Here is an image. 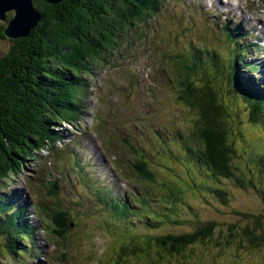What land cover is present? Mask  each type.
I'll return each mask as SVG.
<instances>
[{
	"label": "rangeland",
	"instance_id": "374dc122",
	"mask_svg": "<svg viewBox=\"0 0 264 264\" xmlns=\"http://www.w3.org/2000/svg\"><path fill=\"white\" fill-rule=\"evenodd\" d=\"M161 2L165 3L158 15L152 18L150 24L141 31L143 32L142 37L147 38L146 40L135 41L131 47L128 46L127 51L117 49L110 66L104 64L96 66L95 77L89 79L87 96L83 99L88 110L85 109L78 126L64 125L60 128L64 137L62 142L55 146L58 156L54 161L60 164L63 173L67 165L76 164L83 170L75 172L69 183L72 187L76 182L80 189L72 188L66 191L65 195L72 196L74 192L84 193L85 199L82 202L87 206L83 210H87V214L78 219V225L72 226L66 242L68 250L64 243L58 242L55 238L52 240L58 252L43 248L44 256L52 253L57 259L52 264H106L111 258L109 257L112 251L111 243H116L115 251H118L120 242L127 240L130 236L128 233L133 230L184 233L192 231L204 221H214L217 225L212 242L202 247L203 251H207L209 247V251L206 252L207 257L202 256L200 260H188L186 264H264V246H250L246 238L239 233L247 222L244 213L261 216L264 220V202L259 191L250 183L252 180L259 187L263 185L262 178V182L259 181L250 169L256 166V158L264 154V122L251 121L249 108L244 98L231 96L230 91H227L228 86L224 85L220 94L231 114L230 118H227L231 133L228 139L236 150V155L231 159V165L235 168V174L244 181L239 182L235 176L216 177L209 173L206 164L194 163L186 150V145H193L196 149L202 148L201 141L194 135L197 113L177 99L176 88L174 82L171 81V76L163 73L164 69L168 72L167 67H163V62L168 60L174 69L177 55L182 51L194 53L195 48H202L208 49L210 51L208 54H211L217 50L223 59L226 44L218 35H226V33L222 26L219 28V25L233 16L230 14L228 18L223 16L226 7L220 3V0H161ZM182 8L187 9L189 20L183 23L177 17L186 15ZM239 10L234 6L232 11ZM6 13L5 21L0 19V30L1 26L7 27L8 21L14 14V9ZM213 17H222V21L205 28L203 24ZM234 25L240 30H249L253 33V38L250 39L247 36L246 40L253 41L257 36L264 42V30L246 27L245 21L237 18H235ZM147 30H150L149 38ZM152 33L155 38L150 41ZM9 39V37L4 39L0 35V55L10 49ZM122 46L119 45L118 48ZM254 51L256 54L252 55L251 59L256 60L260 48L256 45ZM117 53L123 55V57L119 56V61L116 60ZM146 64H153L152 68L148 69ZM239 69L244 73L241 67ZM147 70L155 78L154 86L145 84ZM169 70L172 75L173 70L171 68ZM131 71L136 76L138 91L127 98L118 97L119 101L113 102L111 98L115 94L114 90L125 83V76ZM258 75L262 76L260 73ZM245 78H249L253 86L256 84V74L248 73ZM99 87L101 91L94 95V89ZM116 107L123 110V118H116L117 116L112 114ZM103 119L106 121V129L100 128L97 124ZM90 128H95L99 132L98 137L101 139V144L97 150L94 139L92 140L89 135ZM55 129L59 128L55 127ZM107 135L110 136L109 139ZM104 138L107 139L109 150L117 152L116 161L109 162L104 159ZM126 140L129 143L126 144ZM72 144L75 145L71 146ZM46 154L47 151L37 156L36 153L30 155L26 158L25 168L18 175L12 176L11 180L2 178L0 182L5 186L1 184V193L9 192L7 195L11 194V197L14 196V192L15 195L23 193L24 190L31 188V181L37 180L38 176L42 177L44 183L47 174H42L41 168L44 166L43 157ZM142 157L144 162H148L149 169L154 172L159 182H164V186L160 187V184L155 181L142 180L131 174L133 162ZM77 158L79 160L76 161ZM127 158L131 161H127ZM81 161L87 165L84 166ZM64 163H66L65 166H63ZM255 170H259L258 166ZM68 172H70L69 168ZM82 179H85L84 183ZM130 186L138 191L141 187L139 191L141 196L136 194L130 196ZM211 188H221L226 191V194L215 193ZM98 189L109 192L112 199L127 195L133 202L139 204H141V199L148 197L147 205L134 211V218L142 219L147 214L155 216L159 212L162 223L157 224L154 218H147L145 220L148 226L146 221L140 222L134 219V222L128 225L130 230L115 231L116 228L125 230L127 225L122 227L114 221L111 210L104 208L99 200ZM38 192H45L44 184L42 192L41 189H38ZM103 192H100V195ZM32 193L36 194L35 188ZM172 193L181 195V199L171 195ZM184 194L186 197L182 198ZM74 201L81 200L75 197ZM51 203L54 204V201ZM7 205L9 208V202ZM168 212H170L169 215ZM233 224L237 229L231 231ZM261 230L264 231V223H262ZM234 232L236 235L232 237L231 233L234 234ZM42 235V231L38 229L35 235V238H38L35 240L36 243L42 240ZM20 244L23 250L20 254H5L0 248V264H37L39 259L29 254L28 246L23 242ZM219 244L220 246L217 247ZM65 250L67 253L63 257L61 253ZM81 252V260L77 259L78 262L75 257L71 258ZM64 260L69 263L67 261L64 263ZM179 263L180 261L172 262V264Z\"/></svg>",
	"mask_w": 264,
	"mask_h": 264
},
{
	"label": "trees",
	"instance_id": "16d2710c",
	"mask_svg": "<svg viewBox=\"0 0 264 264\" xmlns=\"http://www.w3.org/2000/svg\"><path fill=\"white\" fill-rule=\"evenodd\" d=\"M33 3L42 17L28 36L11 38L5 34L6 26H1L0 30L1 37H9L11 42L10 49L0 55V178L18 175L27 164L26 158L55 146L62 137L55 127L80 123L86 109L83 99L87 96L88 79L94 74V66L107 65L119 45L141 36V31L158 15L163 4L161 0H62L56 4L33 0ZM224 30L223 59L217 50L211 54L202 48H195L194 53L182 51L177 55L172 75L170 70L169 73L177 99L197 113L194 135L201 141L202 148L187 146L190 157L206 164L209 173L216 177L235 176L243 183L231 165L236 155L228 139L231 133L227 118L231 114L220 92L227 85L231 96H242L248 104L251 121L256 123L264 122V95L254 92L239 72L245 55L244 39L229 22ZM134 170L141 173V178L164 186L143 157L134 165ZM252 171L264 177V154L256 158ZM250 183L264 202V183L262 187L252 180ZM211 189L226 194L221 188ZM54 194L59 195V192ZM171 195L181 199V195ZM5 204L6 198L0 194V219L5 217ZM66 209L58 203L60 212L52 214L48 223L53 237L68 245V235L77 222L68 216L72 212ZM244 215L247 222L239 230L240 235L252 247L264 246L261 230L264 220L258 215ZM112 216L116 223L126 221L130 210L116 207ZM18 219V214H11L0 222L3 253L21 252L20 243L24 238L19 237V231L14 232L13 226ZM216 226L214 221H204L184 233L150 232L138 236L128 233L130 239L121 241L118 251H115L116 243H111V258L106 264H172L174 261L186 264L188 260H200L202 256L207 257L209 247L207 251L202 247L212 242ZM232 226L231 231L237 229L235 224ZM235 235L231 233L232 237Z\"/></svg>",
	"mask_w": 264,
	"mask_h": 264
},
{
	"label": "water",
	"instance_id": "95a60500",
	"mask_svg": "<svg viewBox=\"0 0 264 264\" xmlns=\"http://www.w3.org/2000/svg\"><path fill=\"white\" fill-rule=\"evenodd\" d=\"M56 4L62 0H45ZM14 9L12 18L5 27V34L11 38L26 37L38 24L42 14L34 6L33 0H0V19L5 21L6 11Z\"/></svg>",
	"mask_w": 264,
	"mask_h": 264
},
{
	"label": "clouds",
	"instance_id": "9594fccd",
	"mask_svg": "<svg viewBox=\"0 0 264 264\" xmlns=\"http://www.w3.org/2000/svg\"><path fill=\"white\" fill-rule=\"evenodd\" d=\"M227 2L240 10L233 12L231 9H225L226 12L234 18L244 20L246 27L264 30V0H227Z\"/></svg>",
	"mask_w": 264,
	"mask_h": 264
},
{
	"label": "bare ground",
	"instance_id": "6f19581e",
	"mask_svg": "<svg viewBox=\"0 0 264 264\" xmlns=\"http://www.w3.org/2000/svg\"><path fill=\"white\" fill-rule=\"evenodd\" d=\"M222 4H223V6H225L226 8H228V9H231V7H234L233 5H231L230 3H228V2H222ZM159 13V12H158ZM228 13V12H227ZM229 14V13H228ZM250 32V31H249ZM250 34L253 36V33L252 32H250ZM249 64L250 65H253V64H255V65H257V61L255 60V59H251L250 61H249ZM109 107H111V106H109ZM117 108L118 107H116L115 108V110L114 111H112V114L114 115V116H117L116 118H123V110L122 109H119L118 108V110H117ZM110 110H111V108H110ZM111 112V111H110ZM127 143H129L127 140H126V144ZM130 147V146H129ZM179 181V180H178ZM14 195H15V192H14ZM18 195H20V194H18ZM18 195H16V196H18ZM12 212H14V210H12ZM67 261V260H66ZM68 262V261H67ZM69 263V262H68Z\"/></svg>",
	"mask_w": 264,
	"mask_h": 264
}]
</instances>
